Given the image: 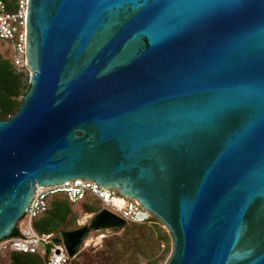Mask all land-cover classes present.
<instances>
[{
    "label": "water",
    "instance_id": "1",
    "mask_svg": "<svg viewBox=\"0 0 264 264\" xmlns=\"http://www.w3.org/2000/svg\"><path fill=\"white\" fill-rule=\"evenodd\" d=\"M25 57L0 240L39 185L89 178L163 223L165 264H264V0H26ZM126 224L102 208L60 233L75 257Z\"/></svg>",
    "mask_w": 264,
    "mask_h": 264
},
{
    "label": "built area",
    "instance_id": "2",
    "mask_svg": "<svg viewBox=\"0 0 264 264\" xmlns=\"http://www.w3.org/2000/svg\"><path fill=\"white\" fill-rule=\"evenodd\" d=\"M26 0H16L11 7L6 0H0V41L8 49L14 69L24 77L31 71L25 57ZM63 194L71 203L92 197L126 220L127 223H144L154 216L136 199L126 197L117 191H110L89 178H76L56 186L37 187L35 196L17 227L19 232L0 240V258L13 252L34 254L42 258L43 264H70L71 257L64 245L61 233L41 232L34 226V220L47 211L49 199ZM99 211V210H98ZM60 238L59 242H55ZM46 245L47 248L43 246Z\"/></svg>",
    "mask_w": 264,
    "mask_h": 264
},
{
    "label": "rangeland",
    "instance_id": "3",
    "mask_svg": "<svg viewBox=\"0 0 264 264\" xmlns=\"http://www.w3.org/2000/svg\"><path fill=\"white\" fill-rule=\"evenodd\" d=\"M0 53L6 58H11L2 41ZM86 203H92L98 210L102 207L101 203L92 197H87L85 201L70 203L71 213L66 220L65 230L88 223L98 211H89ZM23 218L19 219L18 225ZM172 246V236L161 221L148 227H141L138 224L133 226L130 223L122 228L90 231L70 264H165ZM43 247L47 248L46 245ZM0 264H13L8 252L1 256ZM38 264H43L42 260Z\"/></svg>",
    "mask_w": 264,
    "mask_h": 264
},
{
    "label": "trees",
    "instance_id": "4",
    "mask_svg": "<svg viewBox=\"0 0 264 264\" xmlns=\"http://www.w3.org/2000/svg\"><path fill=\"white\" fill-rule=\"evenodd\" d=\"M11 7L16 0H6ZM30 87L29 77H24L14 69L11 58H6L0 53V119H8L18 110L23 95ZM85 201V200H84ZM70 201L63 194H56L50 197L49 207L46 212L34 220V226L41 232H61L65 230L67 218L71 213ZM89 211L98 210L92 203H86ZM160 220L153 216L150 221L144 223H132L141 227L156 225ZM127 223L125 226H128ZM19 232L18 227L13 234ZM13 264H38L41 257L34 254H23L13 252L10 254ZM43 262V261H42Z\"/></svg>",
    "mask_w": 264,
    "mask_h": 264
},
{
    "label": "bare ground",
    "instance_id": "5",
    "mask_svg": "<svg viewBox=\"0 0 264 264\" xmlns=\"http://www.w3.org/2000/svg\"><path fill=\"white\" fill-rule=\"evenodd\" d=\"M38 187H42V186L39 185Z\"/></svg>",
    "mask_w": 264,
    "mask_h": 264
}]
</instances>
